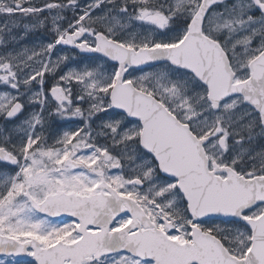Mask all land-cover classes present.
<instances>
[{
  "label": "snow or ice",
  "instance_id": "6c2138e0",
  "mask_svg": "<svg viewBox=\"0 0 264 264\" xmlns=\"http://www.w3.org/2000/svg\"><path fill=\"white\" fill-rule=\"evenodd\" d=\"M0 264H264V0H0Z\"/></svg>",
  "mask_w": 264,
  "mask_h": 264
}]
</instances>
